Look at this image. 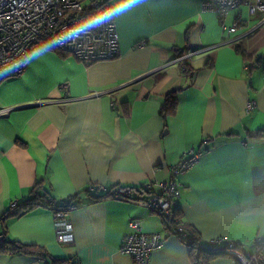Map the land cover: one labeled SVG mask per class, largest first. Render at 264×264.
Segmentation results:
<instances>
[{
	"label": "crops",
	"instance_id": "0c3cea01",
	"mask_svg": "<svg viewBox=\"0 0 264 264\" xmlns=\"http://www.w3.org/2000/svg\"><path fill=\"white\" fill-rule=\"evenodd\" d=\"M202 3L147 0L115 19L117 57L85 64L38 42L20 76L0 79V108L9 109L0 115V245L36 244L48 253L0 251V264H133L120 248L132 219L164 236L150 264H193L189 246L159 213L125 199L92 200L100 191L86 190L167 181L195 149L199 159L178 177L180 225L204 246L237 242L244 254L264 238V24L241 5L224 20L231 26L240 17L237 29L223 35ZM194 49L201 51L173 61ZM34 51L44 54L30 60ZM170 92L178 102L164 116ZM37 184L54 202H83L67 211L72 242L55 239L45 205L2 220ZM208 264L240 262L225 253Z\"/></svg>",
	"mask_w": 264,
	"mask_h": 264
},
{
	"label": "built area",
	"instance_id": "2783aa9c",
	"mask_svg": "<svg viewBox=\"0 0 264 264\" xmlns=\"http://www.w3.org/2000/svg\"><path fill=\"white\" fill-rule=\"evenodd\" d=\"M202 4L204 8L215 12L223 35L237 29L240 17H237L231 26H227L224 20L231 11L241 5L245 6L250 14L261 15L259 25L264 24V0H203ZM110 8L106 0H0V79L20 76L24 71L27 55L38 42L47 43L54 49L69 53L85 64L117 57L119 40L115 19L103 27L87 30V25L98 19V12ZM82 32L86 34L76 39L77 33ZM200 51L190 50L173 61L183 60ZM17 62L23 66L15 70L13 64ZM118 105L119 103L112 99V106L116 108ZM254 108L255 101H248L246 111L250 112ZM8 111L7 108H0V115ZM200 154L201 151L196 149L185 152L180 161L171 168V176L167 181H148L136 187H118L111 189L108 197L125 199L140 204L148 211L157 212L161 217L176 224L175 230L180 232L177 204L182 184L178 177L196 163ZM87 189L107 191L103 185H90ZM78 205L81 203L75 202L68 208L52 211L55 239L60 244L73 241L67 211ZM128 223L130 231L120 247L121 252L128 253L133 264H150L151 253L163 245V234L142 231L138 219H132ZM1 237L0 234V239ZM254 241L256 248L247 254L236 249L237 242L226 241L227 253L238 259L240 264H264V238L258 237ZM212 243L222 244L223 240L214 239L210 241V244ZM62 264L75 263L66 261Z\"/></svg>",
	"mask_w": 264,
	"mask_h": 264
},
{
	"label": "trees",
	"instance_id": "16d2710c",
	"mask_svg": "<svg viewBox=\"0 0 264 264\" xmlns=\"http://www.w3.org/2000/svg\"><path fill=\"white\" fill-rule=\"evenodd\" d=\"M165 102L162 106V113L164 116H168L169 114H173L175 112L178 98L174 92L168 93V95L164 98ZM88 189L86 190V192ZM111 190L100 191L99 195L92 197V200H96L102 197H108L110 195ZM98 193V191H96ZM78 202L83 204L82 201H73L71 199H63L62 201L54 202V200L46 194V192L41 190L40 185H35L30 192V195L21 202H14L13 205L7 212L3 215L2 220L5 221L10 216H19L27 213L28 210H31L39 205H45L50 208L52 211L59 210L63 208H68L71 204ZM164 224L166 227L170 228L173 233L179 235L181 241L189 246V256L192 259L193 264H208L209 261L213 260V258L225 255L227 253L228 243H220V244H210L209 246H204L201 244L198 234L190 228H185L178 224L181 227V231L175 230V225L173 222L168 221L166 218L162 217ZM2 240V238H1ZM236 249L240 250L241 246L239 243L236 244ZM0 251H7L8 253H24V254H32L38 257L47 258L48 253L45 249L36 244H23L18 241H7L3 240L0 245ZM65 260H51L48 261L50 264H60Z\"/></svg>",
	"mask_w": 264,
	"mask_h": 264
},
{
	"label": "clouds",
	"instance_id": "9594fccd",
	"mask_svg": "<svg viewBox=\"0 0 264 264\" xmlns=\"http://www.w3.org/2000/svg\"><path fill=\"white\" fill-rule=\"evenodd\" d=\"M147 0H118V2L113 5L110 9H105L100 12H98L96 15L98 19H95L94 22L89 23L87 25V30H90L92 28H99L103 27L105 24H108L110 21L123 16L127 14L128 12L134 10L136 7L140 6L143 3H146ZM86 32L77 33L76 39L81 38L82 35H85ZM44 53L36 52L34 51L31 54V59H39L40 55H43ZM23 66L20 63H14L13 69L18 70L19 67Z\"/></svg>",
	"mask_w": 264,
	"mask_h": 264
}]
</instances>
